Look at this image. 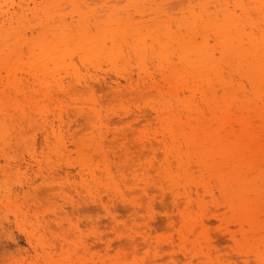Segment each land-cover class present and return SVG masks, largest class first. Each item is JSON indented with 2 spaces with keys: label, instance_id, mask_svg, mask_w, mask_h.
<instances>
[{
  "label": "rangeland",
  "instance_id": "obj_1",
  "mask_svg": "<svg viewBox=\"0 0 264 264\" xmlns=\"http://www.w3.org/2000/svg\"><path fill=\"white\" fill-rule=\"evenodd\" d=\"M0 264H264V0H0Z\"/></svg>",
  "mask_w": 264,
  "mask_h": 264
},
{
  "label": "bare ground",
  "instance_id": "obj_2",
  "mask_svg": "<svg viewBox=\"0 0 264 264\" xmlns=\"http://www.w3.org/2000/svg\"><path fill=\"white\" fill-rule=\"evenodd\" d=\"M210 23H211V27L213 28V29H217L218 28V24H219V22L217 21V20H215V19H211L210 20ZM122 26V25H121ZM222 41V43L225 45L226 44V40L225 39H222L221 40ZM236 48H237V46H236ZM240 52L241 51H244L245 52V50L243 49V48H241V47H239V48H237ZM214 56H215V53H212V52H208V54L206 53V54H204L203 53V55H202V59L200 60L201 62H205L206 64H209L210 62V57H212V58H214ZM217 69H219V65L218 64H215V67H213V70H217ZM255 88V87H254ZM260 89H257V88H255L254 89V93L253 94H255L256 96H258V95H260V91H259ZM231 100H232V98H231ZM250 138H252V136L250 135V134H247ZM244 161V160H243Z\"/></svg>",
  "mask_w": 264,
  "mask_h": 264
}]
</instances>
